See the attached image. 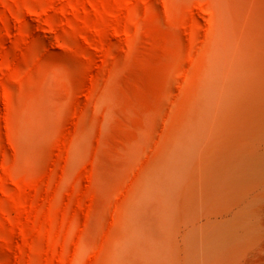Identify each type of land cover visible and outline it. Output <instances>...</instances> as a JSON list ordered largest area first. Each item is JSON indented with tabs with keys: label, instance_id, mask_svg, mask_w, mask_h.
<instances>
[{
	"label": "rangeland",
	"instance_id": "obj_1",
	"mask_svg": "<svg viewBox=\"0 0 264 264\" xmlns=\"http://www.w3.org/2000/svg\"><path fill=\"white\" fill-rule=\"evenodd\" d=\"M0 264H264V0H0Z\"/></svg>",
	"mask_w": 264,
	"mask_h": 264
}]
</instances>
